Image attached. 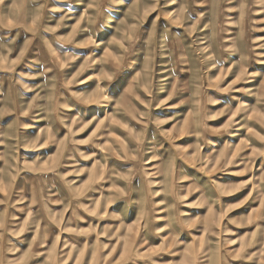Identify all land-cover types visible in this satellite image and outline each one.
Returning <instances> with one entry per match:
<instances>
[{"label":"rangeland","instance_id":"374dc122","mask_svg":"<svg viewBox=\"0 0 264 264\" xmlns=\"http://www.w3.org/2000/svg\"><path fill=\"white\" fill-rule=\"evenodd\" d=\"M0 264H264V0H0Z\"/></svg>","mask_w":264,"mask_h":264}]
</instances>
